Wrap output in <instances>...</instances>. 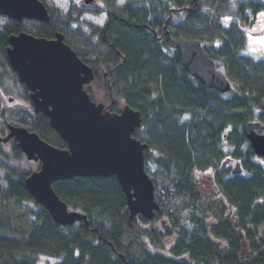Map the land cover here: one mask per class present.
Masks as SVG:
<instances>
[{
    "label": "trees",
    "instance_id": "trees-1",
    "mask_svg": "<svg viewBox=\"0 0 264 264\" xmlns=\"http://www.w3.org/2000/svg\"><path fill=\"white\" fill-rule=\"evenodd\" d=\"M134 1V6L128 4L112 18L107 35L101 34L95 42L80 22L68 21L55 10L49 24L0 22V87L6 79L17 81L7 58L11 35L28 31L50 38L62 32L82 60L84 51L95 56L90 63L94 85L103 94L107 110L118 112L123 103L141 112L142 127L134 137L148 145L146 162L157 166L153 180L162 189L158 216H167L172 207H188L202 214L192 215L193 223L205 219L211 225L201 235L202 230L191 232L175 220L161 238L146 227L149 221L130 219L117 180L93 177L53 185L70 210L88 220V224L61 227L26 191L25 179L33 163L26 161L13 141L0 144V171L6 186L0 199L10 205L5 211L10 218L0 217V264H46L42 258L50 260L47 264H264V170L255 162L244 133L249 123L264 125V59L256 61L244 52L246 31L264 10V1ZM26 23L33 28L27 30ZM171 37L201 41L206 54L226 74L231 90L220 93L191 77L179 53L170 48ZM23 103L12 112V119L65 149L49 120ZM9 116L0 110L2 126ZM226 158L240 162L249 177L222 184L217 176L218 192L228 206L217 203L214 209L204 208L195 176ZM156 247L169 250L174 258L155 256Z\"/></svg>",
    "mask_w": 264,
    "mask_h": 264
},
{
    "label": "water",
    "instance_id": "water-1",
    "mask_svg": "<svg viewBox=\"0 0 264 264\" xmlns=\"http://www.w3.org/2000/svg\"><path fill=\"white\" fill-rule=\"evenodd\" d=\"M0 16L17 22L51 21L41 0H0ZM9 43V63L31 92L35 113L47 117L67 145L66 149L57 148L37 133L16 126H8L9 135L0 137L3 143L16 139L29 161L40 162L39 170L25 180L30 196L59 226L88 224L85 215L71 211L59 198L53 184L74 178H115L127 198L130 217L152 220L159 205L154 182L145 170L148 145L133 137L141 126V113L128 106L118 114L111 113L92 101L85 86L94 81V70L65 42L63 33L47 39L22 31L12 35ZM170 47L179 52L184 69L203 86L220 93L231 90L230 81L217 70L200 41L171 38ZM260 126L249 123L244 133L255 153L264 158V136L257 133Z\"/></svg>",
    "mask_w": 264,
    "mask_h": 264
},
{
    "label": "flooded vegetation",
    "instance_id": "flooded-vegetation-1",
    "mask_svg": "<svg viewBox=\"0 0 264 264\" xmlns=\"http://www.w3.org/2000/svg\"><path fill=\"white\" fill-rule=\"evenodd\" d=\"M44 1L47 4H49L48 0H44ZM67 2H68V9H67L68 12L65 15V17H67V20L72 21L73 23L82 22L86 26V34L91 39V41L95 42V40H98V37H100L101 34L103 37L107 35L106 27H108L112 18H116V16H118L117 14L121 13L127 8L128 4H133L134 6L135 1L134 0H93L92 2H87V0H67ZM137 8L139 9V7ZM95 21L102 22L103 25L101 27H98L97 25H94ZM86 53L88 52L84 51L83 54H85L86 57H84L83 61L89 65L90 63H94L96 61L95 56L93 54L87 55ZM90 56L94 57V59L90 58ZM104 77L106 78V74L104 75ZM22 87L24 92V98L22 99V101L24 102L23 104H25V106L27 107H30L31 92L27 89L25 85H23ZM1 88L2 87H0V89ZM0 96L3 97L1 94ZM10 101H12V99H10ZM1 128H2V124L0 123V134H2V136L4 137L6 136L7 133H5L6 131L4 132ZM257 132L258 134L264 136V125L261 124ZM0 144L9 145L10 143L3 144L0 142ZM256 159L257 160H255V162H258V164L262 165L264 170V158L256 156ZM226 160L227 161L222 163L220 166L218 165L216 167H213L214 171L217 172V175L214 173L211 174L203 173V174H197L195 176L196 181L194 184L199 189V192L202 195L201 203L204 208L211 207V209H214L217 203H223L225 206H228L227 199L223 197L224 195H221L218 192V186L221 183L225 184L226 181L230 179H235L237 177H241L245 179V177L247 178L249 177L248 175L244 174V172L240 174H234L233 173L234 167L237 166L236 161L231 158ZM225 171L227 172V174L224 175ZM217 176L219 180H221V183L218 180H216ZM163 218H166V216L164 215L161 217L157 216L156 219H154V223L156 224L159 222V224H156L155 227L151 228L153 232H155V234L161 238L165 233L164 229L171 225V224L169 225L167 221L165 222ZM193 225L195 228L199 230L200 233V231L205 227L208 228L211 225V222L204 219L199 223H194ZM170 232L172 233V231ZM173 234L175 233L173 232ZM201 235H203V230L201 232ZM164 239L167 238L164 237ZM155 256H163L166 259L174 258L169 250L166 249V252L164 251L162 252L157 247L155 248ZM178 260H180V258Z\"/></svg>",
    "mask_w": 264,
    "mask_h": 264
},
{
    "label": "rangeland",
    "instance_id": "rangeland-1",
    "mask_svg": "<svg viewBox=\"0 0 264 264\" xmlns=\"http://www.w3.org/2000/svg\"><path fill=\"white\" fill-rule=\"evenodd\" d=\"M264 1V0H263ZM49 6L52 7L54 10H60L61 12L66 13L68 12V2L67 0H48ZM67 2V4H66ZM264 11L259 14V16L256 18L255 22L252 24L253 27L247 34V39L245 42V54L247 56L252 57L256 61L264 59ZM0 22L3 25H6L8 23V20L5 18H0ZM94 25H97L98 27H101L103 25L102 22L95 21ZM33 24L26 23L25 27L28 29L33 28ZM88 90H91V94L93 95V100L96 103H103L106 105V101L103 98V94L98 90V88L95 85H89L87 86ZM0 94L3 96H0V110L7 113L9 116L8 123L16 125V126H23L21 125L17 120H15L13 117L12 112L17 111L19 108H21V105L23 103L22 99L24 98V92L23 87L20 85L19 82L16 84L13 83L11 79H6L4 81V86L0 89ZM12 99V101H10ZM124 104L121 103L119 105V110L123 108ZM24 127V126H23ZM28 129V128H27ZM28 165V167H30ZM39 167L38 164H33V170H36ZM157 166L151 162H148L146 165V170L148 174L153 177V174L157 172L156 170ZM3 178H4V171H0V195L4 193V190L6 189V186L3 184ZM2 192V193H1ZM162 189L157 190V198L161 196ZM163 199H165L163 197ZM10 209V205L5 202L2 198L0 199V217L6 216V210ZM191 210V211H190ZM193 209H189L188 207H172L167 212L166 218H163V220L168 223L178 220L180 225L186 227L187 229L191 230L192 232H197V228L194 227V223L190 220L192 215H195L197 218L201 217V213L199 211H192ZM10 218V215L7 214V219ZM170 218V219H169ZM193 223V224H192ZM156 224H159L156 223ZM156 224L153 222L150 225L146 224L147 228L155 227ZM48 258V257H47ZM50 259V258H49ZM52 262H54L53 259H51ZM41 261H44V263L47 264V261L50 262V260H46L42 258ZM48 263V264H49Z\"/></svg>",
    "mask_w": 264,
    "mask_h": 264
},
{
    "label": "bare ground",
    "instance_id": "bare-ground-1",
    "mask_svg": "<svg viewBox=\"0 0 264 264\" xmlns=\"http://www.w3.org/2000/svg\"><path fill=\"white\" fill-rule=\"evenodd\" d=\"M173 39H174V38H173ZM178 39H184V38H177V39H174V40H178ZM169 46H170V44H169ZM170 48H171V47H170ZM171 49L174 51L173 48H171ZM211 173H214V174L217 175V172L214 171L213 166H209V167L206 169V173H205V174H211Z\"/></svg>",
    "mask_w": 264,
    "mask_h": 264
},
{
    "label": "snow or ice",
    "instance_id": "snow-or-ice-1",
    "mask_svg": "<svg viewBox=\"0 0 264 264\" xmlns=\"http://www.w3.org/2000/svg\"><path fill=\"white\" fill-rule=\"evenodd\" d=\"M262 15H264V14H262Z\"/></svg>",
    "mask_w": 264,
    "mask_h": 264
}]
</instances>
